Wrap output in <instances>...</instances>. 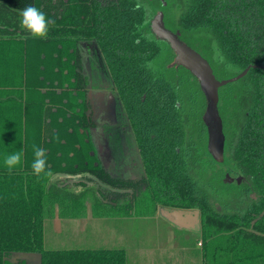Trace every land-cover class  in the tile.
<instances>
[{
    "label": "trees",
    "instance_id": "trees-1",
    "mask_svg": "<svg viewBox=\"0 0 264 264\" xmlns=\"http://www.w3.org/2000/svg\"><path fill=\"white\" fill-rule=\"evenodd\" d=\"M184 1L185 30L213 33L242 71L261 66L245 76L252 104L235 144L225 131L232 154L220 172L194 150L192 124L204 114L186 108L195 91L182 93L156 64L162 45L149 29L145 0H0V264H11L13 253H39L42 264H127L125 249L46 248V220L72 195L52 187L54 175H85L116 198L135 190L134 199L157 210L199 212L204 264H264V0ZM29 5L55 19L47 39L21 29L20 10ZM88 40L96 41L126 107L146 164L141 185L113 178L94 159L82 59ZM33 145L46 150L50 174L33 173ZM21 149L22 164L9 172L5 155ZM226 165L241 185L225 183Z\"/></svg>",
    "mask_w": 264,
    "mask_h": 264
},
{
    "label": "rangeland",
    "instance_id": "rangeland-1",
    "mask_svg": "<svg viewBox=\"0 0 264 264\" xmlns=\"http://www.w3.org/2000/svg\"><path fill=\"white\" fill-rule=\"evenodd\" d=\"M145 5L147 6L150 21L155 17L156 10L160 9L165 12L164 21L166 22V26L170 30L175 31L173 34L178 40H180L178 32H181L182 40L180 41L186 43L195 57L199 55L200 58L197 57V59L202 62L213 78H216L218 81H227L238 77L244 72L241 68L235 66H232L231 69L226 67L230 63L226 60L225 55H223L221 47L213 33L207 31L190 32L183 28L180 20L187 10L184 0H145ZM54 9L56 11L59 10L58 4H55ZM161 53L162 58L156 64L159 68L161 66V69H164L169 57L164 50ZM217 53L224 57L223 63L220 62ZM85 56L84 66L91 81L90 87L95 92H101L102 94L93 104L95 111L99 112L98 108L103 111V114L100 113L102 116H98L99 118L97 117L95 123L106 134L104 137V145L106 148L113 150L116 157L114 163L117 165V155L120 153L121 158L124 159L127 144L130 148L133 147L134 142L130 134L132 129L130 127L124 133L120 130L119 124L122 122V103L118 93L115 91L107 63L94 41H88ZM177 74L184 75L181 71ZM177 74H168L174 83H176V77L180 78ZM193 82V78H190L189 82L184 80L183 91H189L188 86ZM195 87L193 86L192 88ZM221 95L222 99L219 101L218 109L219 112H222L223 117H225L226 130L223 122V131H226L230 136H234V138H231L232 136L229 138L235 144L245 114L251 106L253 99V93L251 92L247 77L224 86L221 90ZM117 119L120 120L117 121ZM196 129L193 133L194 135L199 134L198 128ZM231 151L227 149L226 158L230 157L232 154ZM215 167L216 170L221 169L219 165H215ZM110 172L113 175L118 173L116 170H110ZM114 176L117 177V175ZM134 177L142 178V173L135 174ZM74 180V184L70 180L65 182L52 181V187L57 186L63 193L66 189L68 193L72 194L67 195L66 199L63 198L61 203L77 200L80 204L85 202L92 206L89 213L86 212L82 217L83 219L88 218V224L83 225L81 228L78 222L75 223L76 225H72L71 221L73 217H69L67 214L74 211L71 209L73 205L67 203L64 206L60 205L61 203H57L61 207V210L55 207L53 209V213L55 214L46 220L45 245L47 249H125L129 261L131 259L129 255L133 254L136 249H155L159 251L172 249L173 256L165 253L164 257L160 258L162 264H165L163 261L169 260H172L171 264H200L202 234L199 230L195 231L196 225L193 226L191 224L189 227H180L178 226L179 224H175L164 217L161 214V209L157 210L152 204H140L137 199H132L129 194L118 198L109 196L104 192L103 189L105 188H101L98 182L94 180L87 181L85 177H77ZM68 182H70V185L61 187L62 184ZM82 182H87V185L81 184ZM102 187L104 186L102 185ZM55 190L57 189L55 188ZM230 190L233 191L234 189L230 188ZM232 207H234L232 212L239 209L238 205L237 207ZM63 208L65 209V211L63 210L64 212H62ZM164 211L167 210L164 209ZM58 222L62 223L57 226L56 223ZM57 228L62 229L63 232L57 234ZM184 249H190L191 253L189 251L186 253L183 252L180 256L176 255L178 251ZM148 259L151 261V258Z\"/></svg>",
    "mask_w": 264,
    "mask_h": 264
},
{
    "label": "flooded vegetation",
    "instance_id": "flooded-vegetation-1",
    "mask_svg": "<svg viewBox=\"0 0 264 264\" xmlns=\"http://www.w3.org/2000/svg\"><path fill=\"white\" fill-rule=\"evenodd\" d=\"M163 12L165 14L164 11L158 9L155 11V17L157 16V14ZM155 17L149 21V29L151 31V33L153 34V36L155 37V39L157 41H159L161 43V45H163L162 50H164L166 52V54L168 55V61L166 63V65L164 66V69L162 68L161 70L163 72H166L169 75H173V73L177 74L178 72H182L184 75H180L179 77H176V83L175 86H177L183 93V86H184V80H186L187 82H189L190 78H193L194 82L189 84L188 86V90L190 91L195 90V94L197 95V100L195 101V103H189V105H186V108L188 110V113L191 111H197V112H202L204 111V114L202 115V117L200 118V120H198L195 124H192V132L194 133L195 130H197L196 128H198L199 130V134L198 135H194L193 134V138L195 139L194 141V150L197 151H202L203 155L206 154L207 158H209V160H212L214 163H216L217 165H221L224 164L226 161V151H227V135L225 134L226 138H225V153H224V162L220 163L218 161L215 160L213 154L209 151V140H210V131H209V127L207 126V124L205 123V113L208 109V100L206 97V94L203 90L202 87V83L200 81V79L197 77L196 73L194 72L193 68H192V64H190L189 62H184L183 63H177V57H178V52L175 50L174 46L172 45V43L170 42V40H165L160 38L159 36H156L153 30V26H152V22L155 19ZM165 24V28L166 30L175 33V31L170 30L167 26H166V22L164 21ZM191 32V31H190ZM178 36L180 38V40H182V34L181 32H178ZM90 41V40H88ZM96 43L95 40H92ZM184 44H186L184 41H182ZM87 44L88 42H85V44L83 45V50H82V59H83V73L88 77L89 80V92H88V110H87V115L89 116V118L93 121V123L95 124L94 128H98V126L95 123V120L97 119V117H101L102 115L100 113L103 114V111H101L99 108V112L95 111V108L93 107V104L95 103L96 99L100 98L99 96L101 94V92H95L94 90L91 89L90 84V78L88 76V74L85 71V66H84V57H86V48H87ZM91 44V42H90ZM97 44V43H96ZM98 46V45H97ZM88 58V57H87ZM161 68V66H160ZM185 72H184V71ZM111 73V72H110ZM112 78V75H111ZM170 79L173 81V79L170 77ZM113 81V80H112ZM196 81V82H195ZM114 84V83H113ZM197 84V85H195ZM193 86H196L195 88H192ZM115 88V86H114ZM223 88V87H222ZM222 88H219V101L221 100V90ZM116 91V89H115ZM117 92V91H116ZM118 93V92H117ZM118 96L121 100L122 103V113H121V124H119L120 130L122 131V133L126 132L127 130L130 129L131 127V132L130 134L132 135L131 138L134 142L133 147L130 148L127 144V146L125 147V156L124 159L121 158V154L119 153V155H117L118 157V165H119V170L117 173V177L114 176L113 174H111V176L113 178H117L119 180L122 181H129L131 183H134V185H136L137 183H140V185L142 184V182L146 179V164L144 163V158L142 156L139 144L137 142V138L135 136V132L134 129L131 125V121L129 119L126 107L124 105V102L121 98V96L118 93ZM204 98H203V97ZM195 98V97H194ZM219 104V103H218ZM219 107V105H218ZM98 112V115H97ZM98 117V118H99ZM108 117V116H107ZM120 119H117V121H119ZM225 128V125H224ZM93 129V128H92ZM225 133V131H224ZM129 134V133H128ZM127 135V134H126ZM92 136V133H91ZM125 138V136H124ZM123 138V139H124ZM126 139V138H125ZM201 154V153H200ZM224 169V181L225 183H229V184H234L237 183L238 185H241L243 183V177L242 176H234L235 172L228 167L227 165L223 167ZM217 172H220V169L217 170ZM142 173V178H137L134 177L135 174H141ZM227 175H229V178L227 177ZM227 178V179H226ZM239 178L241 179V181L239 182ZM232 182H227L228 180H231ZM136 189V186H135ZM142 190L141 188H137V192L139 193V191ZM135 191V190H134ZM134 191L131 190H120L119 192L121 193V196H125V193H131L132 195L131 198L133 199L134 196ZM162 209H167L169 211H178V212H192V211H187V210H179V209H173V208H169V207H161ZM159 208V209H161ZM201 223V222H200ZM196 230H199V232L201 231V225L200 227L196 228Z\"/></svg>",
    "mask_w": 264,
    "mask_h": 264
},
{
    "label": "water",
    "instance_id": "water-1",
    "mask_svg": "<svg viewBox=\"0 0 264 264\" xmlns=\"http://www.w3.org/2000/svg\"><path fill=\"white\" fill-rule=\"evenodd\" d=\"M153 30L156 36H159L162 39L170 40L175 50L178 52L177 63L189 62L192 64V68L196 73L197 77L202 83L203 90L206 94L208 100V109L205 113V123L209 127L210 131V140H209V151L213 154L216 161L223 163L224 162V153H225V135L223 131V121L220 117L218 103H219V88L227 86L231 83H235L242 78H244L252 68L261 67V66H249L242 74L234 79L227 81H218L216 78H213L207 68L202 64L201 61L197 59L199 55L194 56L191 49L184 44L182 41L178 40L177 37L170 31L166 30L164 24V13L161 12L157 14L155 19L152 22ZM200 58V57H199ZM229 178V175H227ZM232 182L231 180H228ZM241 179L239 178V182ZM167 210V209H166ZM161 214L171 222L179 224L178 226L189 227L191 224L196 228L201 225L199 212H178V211H164L161 208ZM195 223V224H193ZM20 260H28L31 256H36L39 260V263L42 264V255L39 253H13Z\"/></svg>",
    "mask_w": 264,
    "mask_h": 264
},
{
    "label": "crops",
    "instance_id": "crops-1",
    "mask_svg": "<svg viewBox=\"0 0 264 264\" xmlns=\"http://www.w3.org/2000/svg\"><path fill=\"white\" fill-rule=\"evenodd\" d=\"M101 97V95H100ZM4 101L8 100V97L5 96L3 98ZM2 97H0V104L2 103ZM92 141L94 143L95 146V150H96V156H94V159L96 161L97 164H99L100 166H102L105 170H107L108 172H110V170H116L118 172L119 170V165H118V157H117V165L114 163L115 161V154L113 153L112 149L106 148V146L104 145V137H105V133L103 130H101L99 127L98 128H93L92 131ZM90 133V135H91ZM4 136L6 137V129L4 130ZM111 174H113L112 172H110ZM117 175V174H114ZM84 178L85 175L81 176H62V175H54V181H73V184L75 183L74 178ZM96 181V180H94ZM61 182V183H63ZM68 184L70 185V182L62 184L61 187H66L68 186ZM81 184L83 185H87V182H82ZM74 201V202H73ZM67 203H69L70 205H73L71 209H73L74 211H71L67 214V216L69 217H73V220L71 221L72 225H76L75 223L78 222L80 225V228L85 225L88 224V218L87 219H83L82 217L87 213H89L90 208H92V206H90V204H87L85 202H82L81 204L79 202H77V200H72L69 202H63L60 205H66ZM79 203V204H77ZM56 207L61 208L59 205H56ZM80 219V220H77ZM90 221V220H89ZM62 223V222H58L56 223L57 226ZM46 225V224H45ZM82 230V229H81ZM189 230V229H187ZM197 231V230H196ZM63 232L62 229H56V233L59 234ZM126 251V250H125ZM191 253L190 249H184L182 251H178L176 255H182L183 252H189ZM165 253H168L169 255L173 256L172 254V249H165V250H135L133 254L129 255L131 257L130 261L126 252V256H127V264H162V261L160 260V258H163ZM151 258V261L148 259ZM148 259V260H147ZM7 262L11 263V264H40L39 260L36 256H31L29 257L28 260H20L15 254H11L8 258H6ZM165 264H171L172 260L169 261H163ZM200 264H204V259L201 256V260H200Z\"/></svg>",
    "mask_w": 264,
    "mask_h": 264
},
{
    "label": "clouds",
    "instance_id": "clouds-1",
    "mask_svg": "<svg viewBox=\"0 0 264 264\" xmlns=\"http://www.w3.org/2000/svg\"><path fill=\"white\" fill-rule=\"evenodd\" d=\"M141 7L140 3H137L133 10H137ZM20 27L25 32L29 33L34 39H47L49 31L55 26V19L49 18L46 13L41 9L29 5L20 10ZM219 55L220 62H224V57ZM231 69L232 65L226 66ZM34 159L32 162L33 173L37 176L44 174H50L46 172L48 168L46 150L38 145H33ZM23 150H18L14 153L6 154L3 160L5 167L11 172L14 168L22 164Z\"/></svg>",
    "mask_w": 264,
    "mask_h": 264
}]
</instances>
